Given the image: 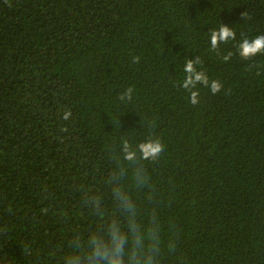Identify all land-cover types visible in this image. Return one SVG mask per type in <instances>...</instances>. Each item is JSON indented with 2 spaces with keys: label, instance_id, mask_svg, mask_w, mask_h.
Listing matches in <instances>:
<instances>
[{
  "label": "trees",
  "instance_id": "obj_1",
  "mask_svg": "<svg viewBox=\"0 0 264 264\" xmlns=\"http://www.w3.org/2000/svg\"><path fill=\"white\" fill-rule=\"evenodd\" d=\"M220 23L236 39L218 55ZM262 34L264 0H0V264H58L97 223L78 189L104 190L110 148L149 135L165 145L146 162L177 243L165 264H264V54L236 47ZM196 56L223 87L192 105Z\"/></svg>",
  "mask_w": 264,
  "mask_h": 264
},
{
  "label": "clouds",
  "instance_id": "obj_2",
  "mask_svg": "<svg viewBox=\"0 0 264 264\" xmlns=\"http://www.w3.org/2000/svg\"><path fill=\"white\" fill-rule=\"evenodd\" d=\"M246 18L245 12L242 19ZM208 35L211 50L218 55L221 44L236 39L233 28L222 23L218 29L210 30ZM236 47L243 60L264 54V34L252 39L244 37ZM231 56L229 52L223 60L227 62ZM139 62V56L132 60L134 64ZM198 65H201V60L196 56L195 59L187 58L183 67L185 78L181 87L188 92L192 105L200 102L198 85L210 88L213 95L223 87L220 81L210 80ZM133 93L134 88L128 87L119 95V100L130 103ZM71 115V111L67 110L62 118L68 120ZM164 149L162 140L152 135L135 144L122 137L119 144L110 148L113 166L101 177L104 190L97 191L89 185L78 189L82 208L97 223L86 231L72 229L67 241L70 252L63 255L58 264H165L167 258L175 255L177 243L172 229L165 231L146 166V162H156ZM105 192L112 203L111 211L106 208ZM140 196L144 200L143 207ZM24 252L31 255L27 247Z\"/></svg>",
  "mask_w": 264,
  "mask_h": 264
}]
</instances>
